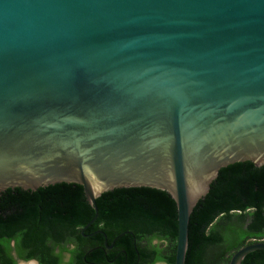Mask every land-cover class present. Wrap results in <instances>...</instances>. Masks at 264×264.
<instances>
[{
  "label": "water",
  "instance_id": "water-1",
  "mask_svg": "<svg viewBox=\"0 0 264 264\" xmlns=\"http://www.w3.org/2000/svg\"><path fill=\"white\" fill-rule=\"evenodd\" d=\"M242 161L264 164V0H0V192L79 184L83 232L104 192L165 191L184 264L194 206Z\"/></svg>",
  "mask_w": 264,
  "mask_h": 264
},
{
  "label": "trees",
  "instance_id": "trees-1",
  "mask_svg": "<svg viewBox=\"0 0 264 264\" xmlns=\"http://www.w3.org/2000/svg\"><path fill=\"white\" fill-rule=\"evenodd\" d=\"M95 202L97 214L84 230L86 234L101 229L110 244L116 234L128 229L136 239L140 262L150 254L140 241L164 239L167 254H157L155 258L174 264L177 212L167 192L144 186L121 187L102 193ZM93 216L94 210L79 184L60 182L36 190L14 187L1 191L0 264H15L12 250L24 260L36 258L40 264H58L60 252L68 243L74 244L70 252L75 255V264L86 263L79 250L87 241L81 229ZM261 239L264 240V164L255 166L242 161L220 168L190 214L184 264H228L238 248ZM90 243L101 247L87 254V262L137 261L129 233L115 240L113 250L104 247L100 234ZM242 264H264V250L249 252Z\"/></svg>",
  "mask_w": 264,
  "mask_h": 264
},
{
  "label": "flooded vegetation",
  "instance_id": "flooded-vegetation-1",
  "mask_svg": "<svg viewBox=\"0 0 264 264\" xmlns=\"http://www.w3.org/2000/svg\"><path fill=\"white\" fill-rule=\"evenodd\" d=\"M81 231H82V229H81ZM125 233H127V234L129 233L132 236V243H133V247H134V250H135L136 256H137V261L135 264H168V262L164 259H156L155 258V255H157V254L163 255V256H165L167 254V252H166V241L164 239H157V238H152L149 242H148V240H142L139 242L140 244L146 245L149 252H150V254L148 255V259L145 262L144 261L140 262L139 253H138V250L136 248V239H135L133 233L131 231H129L128 229H125V230L121 231L120 233L116 234L115 237H113V239L111 240L110 244H108V235L104 231H102L101 229H96V230H94L88 234H86L84 231L81 232L83 237L87 240L79 248V250L81 252H83V261L86 262L83 264H100L98 262L91 263V262L86 261V256L88 253H91L92 251L99 249L101 247L100 244L92 245L90 243L96 234H100L103 237V243H104V245H105L104 247H106V249L113 250V244H114L115 240L119 239V236H122ZM73 248H74L73 243H68L66 245V249H64L60 252L61 262L58 264H75V259H74L75 255H73V253L70 252V250ZM55 251L57 253H59V250L57 248L55 249ZM105 253H106V251H105ZM11 254H12V258L15 260V264H18V262L20 260H23V261L33 260L37 264H40L36 258H31V259H27V260L19 258L16 255V253L14 252V250H12ZM29 264H32V263H29ZM104 264H114V263L110 261V262L104 263ZM124 264H127V263L125 262Z\"/></svg>",
  "mask_w": 264,
  "mask_h": 264
}]
</instances>
